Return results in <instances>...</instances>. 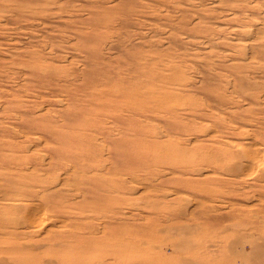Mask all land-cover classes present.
Returning a JSON list of instances; mask_svg holds the SVG:
<instances>
[{"label": "rangeland", "instance_id": "obj_1", "mask_svg": "<svg viewBox=\"0 0 264 264\" xmlns=\"http://www.w3.org/2000/svg\"><path fill=\"white\" fill-rule=\"evenodd\" d=\"M0 264H264V0H0Z\"/></svg>", "mask_w": 264, "mask_h": 264}, {"label": "bare ground", "instance_id": "obj_2", "mask_svg": "<svg viewBox=\"0 0 264 264\" xmlns=\"http://www.w3.org/2000/svg\"><path fill=\"white\" fill-rule=\"evenodd\" d=\"M246 153V152H245ZM245 168V167H244ZM59 176V175H58ZM35 216V215H34ZM39 216V215H38ZM45 216V215H44ZM35 221V220H34Z\"/></svg>", "mask_w": 264, "mask_h": 264}]
</instances>
